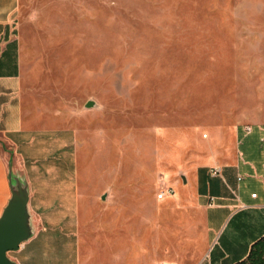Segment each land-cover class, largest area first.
I'll return each instance as SVG.
<instances>
[{
    "label": "rangeland",
    "instance_id": "obj_1",
    "mask_svg": "<svg viewBox=\"0 0 264 264\" xmlns=\"http://www.w3.org/2000/svg\"><path fill=\"white\" fill-rule=\"evenodd\" d=\"M16 14L24 84L42 91L47 113L74 106L79 181L95 199L84 207L87 257L102 260L96 242L116 232L120 244L157 240L152 224L124 216H156L160 189L205 159L197 138L223 97L257 102L264 62L237 58L264 53L263 42L234 39L248 25L264 31V0H19Z\"/></svg>",
    "mask_w": 264,
    "mask_h": 264
},
{
    "label": "crops",
    "instance_id": "obj_2",
    "mask_svg": "<svg viewBox=\"0 0 264 264\" xmlns=\"http://www.w3.org/2000/svg\"><path fill=\"white\" fill-rule=\"evenodd\" d=\"M18 6L19 0H0V215L11 196L13 151L15 165L28 177L38 228L9 255L18 264H108L107 255L109 264H235L246 258L264 236V84L248 100L257 102L245 107L228 106L227 96L222 98L214 129L206 141L197 138L206 146L205 159L172 181L175 192L164 197L168 200L158 205L156 216H124L152 224L151 237L157 240L120 244L118 233L109 232L115 234L109 244L96 242L92 251L99 249L98 262L86 254L92 248L83 230L84 207L95 199L86 197L79 181L81 130L73 123L74 106L47 113L42 91L24 84L27 61L16 23ZM235 36L236 45L240 40L253 48L264 45L258 25L239 28ZM250 55L238 53L237 60L264 62V53ZM62 113L65 121H53ZM213 166H220L219 174L212 173Z\"/></svg>",
    "mask_w": 264,
    "mask_h": 264
},
{
    "label": "water",
    "instance_id": "obj_3",
    "mask_svg": "<svg viewBox=\"0 0 264 264\" xmlns=\"http://www.w3.org/2000/svg\"><path fill=\"white\" fill-rule=\"evenodd\" d=\"M96 104L94 99H89L86 103L87 106ZM8 163L11 196L0 215V264H18L8 252L18 249L24 241L35 234L37 222L30 208L27 176L15 165L13 151Z\"/></svg>",
    "mask_w": 264,
    "mask_h": 264
},
{
    "label": "trees",
    "instance_id": "obj_4",
    "mask_svg": "<svg viewBox=\"0 0 264 264\" xmlns=\"http://www.w3.org/2000/svg\"><path fill=\"white\" fill-rule=\"evenodd\" d=\"M235 264H264V236L253 243L246 258Z\"/></svg>",
    "mask_w": 264,
    "mask_h": 264
},
{
    "label": "built area",
    "instance_id": "obj_5",
    "mask_svg": "<svg viewBox=\"0 0 264 264\" xmlns=\"http://www.w3.org/2000/svg\"><path fill=\"white\" fill-rule=\"evenodd\" d=\"M247 129H250V126L247 127ZM212 173L214 174H219L221 171L220 166H213L211 169ZM242 176H239L241 178ZM175 192V189L173 185L170 184H165L160 191L158 192V198H164L168 195H172ZM252 195H256V192H253Z\"/></svg>",
    "mask_w": 264,
    "mask_h": 264
}]
</instances>
